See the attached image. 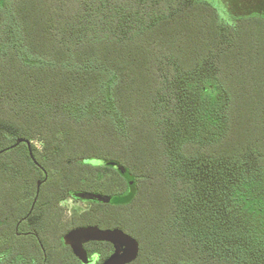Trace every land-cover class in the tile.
<instances>
[{"label":"trees","instance_id":"trees-1","mask_svg":"<svg viewBox=\"0 0 264 264\" xmlns=\"http://www.w3.org/2000/svg\"><path fill=\"white\" fill-rule=\"evenodd\" d=\"M38 182L26 220L112 198L69 219L132 236L131 264H264V26L187 0H0L11 260Z\"/></svg>","mask_w":264,"mask_h":264},{"label":"flooded vegetation","instance_id":"flooded-vegetation-1","mask_svg":"<svg viewBox=\"0 0 264 264\" xmlns=\"http://www.w3.org/2000/svg\"><path fill=\"white\" fill-rule=\"evenodd\" d=\"M233 1L234 4L229 6L225 5L224 1L223 6L220 0L196 1L195 3H202L213 10L218 18L219 26L222 28L233 27L236 21L244 19L258 20L264 26V0ZM69 198L81 201L82 206H86L81 210L74 211L77 213L76 216L87 209V202H96L89 198L86 199L78 193H72ZM63 203L62 206L65 207ZM33 208L24 218L14 224L13 232L18 239L14 258L10 259L9 248H6L0 254L1 264H102L114 252V247L109 243L88 241L82 244V248L89 263H83L73 254L70 246L65 244L64 238L73 230L95 226H83L77 221L70 220L69 218L74 212L69 214L67 220H63L68 216L64 215V211L55 221L44 222L35 218L26 220ZM104 247L108 249L107 253L104 252Z\"/></svg>","mask_w":264,"mask_h":264},{"label":"water","instance_id":"water-1","mask_svg":"<svg viewBox=\"0 0 264 264\" xmlns=\"http://www.w3.org/2000/svg\"><path fill=\"white\" fill-rule=\"evenodd\" d=\"M23 142L25 143V141L21 139L17 140L14 146ZM26 144L29 150V157L31 161L36 164L30 150V144L27 142ZM39 187L40 182L37 183L35 199L30 211L36 202L39 193ZM88 198L93 201L105 204H110L113 202L112 198L101 195H90ZM64 241L66 245L70 246L73 254L83 263H89L82 248V244L88 241L106 242L114 247V252L107 259H105L102 264H131L137 259L139 254L138 242L132 236L119 229L100 230L97 227L80 228L67 234L64 238Z\"/></svg>","mask_w":264,"mask_h":264},{"label":"rangeland","instance_id":"rangeland-1","mask_svg":"<svg viewBox=\"0 0 264 264\" xmlns=\"http://www.w3.org/2000/svg\"><path fill=\"white\" fill-rule=\"evenodd\" d=\"M196 1L206 2V0H187L188 3H195ZM220 1H221V3H222L223 6H224L223 1L225 2V5H227V6H229L230 4H232V5L234 4V1H233V0H220ZM210 4H212V3H210ZM258 66H261V65L259 64ZM260 70H261V69H259V71H260ZM35 144L38 146L37 143H35ZM63 205H64L65 208H66V210L64 211V215H65V214L68 215L67 217H64L63 220H67L68 217H69V214H70L71 212H74V211H76V210H81V209H83L84 207H86V206H82L83 204H82L81 201H78V200H75V199H72V198L67 199V200L63 203Z\"/></svg>","mask_w":264,"mask_h":264}]
</instances>
